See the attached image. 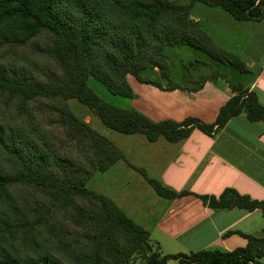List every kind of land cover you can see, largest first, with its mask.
Masks as SVG:
<instances>
[{"label":"trees","instance_id":"1","mask_svg":"<svg viewBox=\"0 0 264 264\" xmlns=\"http://www.w3.org/2000/svg\"><path fill=\"white\" fill-rule=\"evenodd\" d=\"M196 2L219 6L234 19L260 21L264 19V0H0V49L21 47L42 34L51 39L43 53L61 68V75L48 78L44 85L34 86L27 77L9 73L0 63V95L18 99L21 108L30 99L44 97L53 102L68 133L88 141L93 156L91 168H66L64 160L53 158L52 150L28 146L18 138L8 137L0 130V149H3L17 173L12 179L0 167V264H136L141 255L148 264H167L178 259L181 264H264V236L246 235L248 242L233 250L199 249L187 253L163 254L153 251L149 231L134 222L110 199L88 189L85 184L93 171H105L123 157L116 146L99 133L83 116H77L66 102L74 99L85 105L89 115L96 116L108 128L124 133H144L151 141L164 136L171 142L188 137L197 128L207 133L217 132L227 121L245 113L249 120L264 121V105L248 89L238 91L220 108L211 123L194 117L182 121H155L136 108H121L101 99L87 83L92 76L112 93L134 97L127 80L133 75L138 81L160 89V81L143 73L149 70L170 76L165 45L183 44L207 50L211 40L198 20L190 17V7ZM39 49V48H38ZM229 54V53H228ZM240 71L248 72L245 62L231 58L227 62ZM262 65L259 66L261 69ZM52 162L61 176H54ZM160 195L178 197L187 190L175 191L161 181L147 179ZM14 183L32 185L51 196L57 208L75 210L72 221L90 234V248L77 251L68 233L49 222L40 212L18 206L10 193ZM81 196L88 203L77 205ZM204 205L213 209L232 206L254 209L264 214V201L251 200L233 189L224 190L218 197L199 195ZM37 211V210H36ZM52 215L53 209H47ZM34 215V220L29 217ZM50 217V216H49ZM71 220V219H70ZM39 225L45 232L36 228ZM18 235L22 237L16 245ZM78 244V242H77ZM6 245L9 249L4 248ZM146 250L151 251L145 255ZM63 256L62 261L55 257Z\"/></svg>","mask_w":264,"mask_h":264},{"label":"rangeland","instance_id":"2","mask_svg":"<svg viewBox=\"0 0 264 264\" xmlns=\"http://www.w3.org/2000/svg\"><path fill=\"white\" fill-rule=\"evenodd\" d=\"M175 1L183 4L188 2V0ZM190 13V17L200 22V26L210 38L212 45L208 46L206 51L183 44L165 45L162 53L167 57L166 63L169 69L171 68L170 76L165 78L163 74L154 73L151 70L143 75L158 79L163 85L170 86L187 83L181 82L177 75L184 69H190L191 73L195 71L196 74L205 76H217L218 74L229 76L228 68H231L233 72L243 76L242 78H248L249 71L240 72L238 68L226 63L227 59L231 58L239 63L240 61L243 63L253 61L256 67L254 69L252 67V72L262 63L260 60L264 56V39L262 44L252 45L256 34L254 21L234 19L221 7L201 2L194 3L190 7ZM50 43L51 39L42 34L25 46L3 47L0 49V63L9 73L15 72L17 75L27 77L32 85H44L48 82V78L58 77L62 73L60 66L43 53V49ZM211 61L213 63H210ZM87 83L104 101L121 108H136L129 105L131 98L112 93L98 79L89 76ZM134 94V97H138V94ZM66 104L75 115L83 116L85 122H90L99 133L107 137L123 155L105 171H93L85 186L112 200L134 222L151 231L173 198L158 194L147 179L151 178L160 182V173L166 167L171 154L178 150L179 145L162 135L155 141H151L141 132L124 133L112 130L106 127L98 117L89 115L87 107L82 103L70 99ZM52 105L51 100L37 97L30 99L22 109L18 99L10 100L7 96L0 95V130L5 136L21 139L31 147L45 149L44 143H46L52 150L53 158L64 160L66 168L73 167L80 174L81 169L91 168L89 158L93 156V151L88 141L80 143L79 137L75 138L67 132L68 128ZM49 165L52 174L60 177L61 173L52 162ZM0 167L12 179L17 173L16 166L11 165L3 149H0ZM169 188L179 192L176 186ZM10 193L18 206H26L25 210H29L30 215L35 210V214L40 212L57 227L61 225V228L68 233L70 241L75 243L73 247L77 251L81 248L84 252L89 250L91 242L89 238L92 231L86 233V229H82L80 225L72 221L69 216H73L75 210L63 212L64 210L52 203L51 196L32 185L14 183ZM74 201L77 205L88 203L81 196H76ZM47 209H53L52 215ZM29 219L33 221L34 215ZM36 228L45 232V229L39 225H36ZM156 237L162 240L161 245L154 241ZM21 239L22 237L18 235L17 246H20ZM150 239L153 242V251L157 250L161 255L189 252L186 248L164 239L156 229L152 230ZM4 248L9 249V246L6 245ZM150 253L151 251L146 250L145 255ZM53 255L66 261L57 252ZM65 264L74 263L66 261ZM136 264L148 263L146 258L140 255ZM167 264H181V262L178 259H169Z\"/></svg>","mask_w":264,"mask_h":264},{"label":"crops","instance_id":"3","mask_svg":"<svg viewBox=\"0 0 264 264\" xmlns=\"http://www.w3.org/2000/svg\"><path fill=\"white\" fill-rule=\"evenodd\" d=\"M254 24L252 45H259L264 39V19ZM260 61L261 69L253 72L256 63L245 62L250 69L248 78H242L231 68L229 76H205L184 69L177 75L181 82L187 83H177L171 90L142 83L128 74L130 87L138 94L130 99L129 105L155 121L168 118L179 122L194 117L211 123L219 108L238 91H253L264 105V56ZM153 72H158L157 68ZM176 143L178 150L171 154L160 173V181L190 193L170 200L153 229L189 251L210 248L230 251L245 246L246 235L264 236V214L260 207L213 209L198 197H218L224 190L233 189L251 200L264 201V121L249 120L242 112L217 132L194 128L188 137ZM154 241L161 245L159 237Z\"/></svg>","mask_w":264,"mask_h":264}]
</instances>
